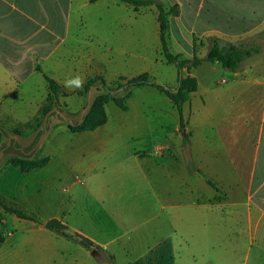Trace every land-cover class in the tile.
<instances>
[{"label": "crops", "instance_id": "crops-1", "mask_svg": "<svg viewBox=\"0 0 264 264\" xmlns=\"http://www.w3.org/2000/svg\"><path fill=\"white\" fill-rule=\"evenodd\" d=\"M227 1L232 2L192 1L185 13L177 3L176 21L189 51L178 55L191 59L192 35L204 41L197 46L199 58L206 56L211 37L258 46L259 53L236 72L207 62L192 69L197 88L182 105L183 128L175 107L164 101L172 125L147 146L133 132L140 122L126 129L106 122L91 132L71 133L79 145L57 147L63 158L16 177L13 203L42 224L9 215L12 228L0 232V264H86L85 249L44 228L50 220L99 246L114 263L115 248L129 254L134 233L169 225L173 234L151 244L144 262L182 264L186 252V264H195L189 242L197 221L205 235L201 246L223 239L224 264L238 258L248 264L253 248L264 253V44L257 41L264 4L242 1L248 10L233 16ZM147 36L149 18L118 0H0V115H41L46 77L66 89L64 81L77 75H117L119 64L134 53L135 38L144 44ZM171 65L167 80L158 83L174 86L169 89L175 93L178 75ZM121 112L128 115L129 109ZM110 167L118 173L108 179L103 174ZM126 181V195L100 192L101 186ZM111 199L122 202L108 207ZM123 210L134 220L123 218L119 231L111 219ZM140 214L145 218L135 220ZM112 230L118 233L107 236ZM162 248L169 254L153 255Z\"/></svg>", "mask_w": 264, "mask_h": 264}, {"label": "rangeland", "instance_id": "rangeland-1", "mask_svg": "<svg viewBox=\"0 0 264 264\" xmlns=\"http://www.w3.org/2000/svg\"><path fill=\"white\" fill-rule=\"evenodd\" d=\"M160 2L165 8L168 22V47L173 55L179 53L188 54V48L184 40H181V33L176 21L177 3L182 7L185 13L188 9V4L197 0H156ZM226 2V7L232 13L233 16H238L240 13H245L248 9L243 2L235 3V0ZM247 1H259L264 0H247ZM141 8V9H140ZM136 8V14L143 13V16L149 18V36L146 37L144 44L142 45L139 39L136 37L134 41V53L132 56H128V63L125 65L119 64L118 74L113 75L111 73H101L88 77L85 83L95 77L99 76L104 81L107 87L116 89V87L124 83L127 80L136 79L142 76L147 77L155 82L166 81L168 74L166 69H174L172 63L167 62L160 49L158 42V23L157 12L154 6ZM172 9V10H171ZM142 11V12H141ZM186 28V25H184ZM261 38H257V41L264 44V31H260ZM122 60V57H120ZM170 67V68H169ZM70 91L68 89H62L57 86L54 94L50 93L48 88V95L46 96L45 103L41 115H35L34 117L27 115H0V129L4 135L0 139V147H5L4 153L0 159V232H8L12 228L10 216L4 212V207L14 208L13 203L15 180L19 176H27L34 170L28 173L23 172V169L27 166V162L32 160H41L43 158L57 159L63 158V153L57 151V147L66 145L72 149L79 145V140H72L73 134L68 129V124H76L80 122L84 117H88L91 121H99L106 118V126L109 127H123L132 128L135 122H140V128H136L135 135L140 137L144 143V146L150 144L151 141L156 140L162 132L167 131L172 125V114L163 112L166 109L167 104L170 103L172 107L174 97V86L170 89L172 91V97H167L165 94L156 91L152 88H137L133 89L130 98L124 103L129 109V114L124 115L123 112L115 105L112 98L117 95L121 97L123 93L117 90L108 94L106 91L100 89V81H95V84L91 87ZM102 98V105L98 109H92L93 103ZM130 101V105H129ZM166 107V108H165ZM18 117L17 119H14ZM129 124V126H127ZM126 127V128H125ZM138 129V130H137ZM39 134L40 138L32 150V154H28V157L22 158L13 152H8V143L14 139L20 148L28 150V146L33 141L34 137ZM159 134V135H158ZM153 139V140H152ZM72 146V147H71ZM118 167H110L104 172V176L111 179L114 173L117 172ZM126 184H109L107 186H101L100 192L102 195L109 197L111 193L127 194L130 189L128 181ZM141 189V187H140ZM119 201V200H118ZM118 201L111 199L109 206L111 207L118 203ZM122 202V201H119ZM130 210H123L120 213H115L112 216L114 226L118 227L119 231L125 226L126 223L122 221L123 218H127L131 221L134 218L128 216ZM15 216V215H14ZM145 218L144 214L136 216L135 220H141ZM7 220V223H5ZM22 220V219H21ZM134 223V222H133ZM195 230L193 232L194 240L189 243L192 245L191 252L193 262L207 264H224L226 263V251L228 247L225 245L223 239H213V245L206 247L201 246L202 241L205 239V235L200 228L198 221L194 222ZM70 235H77L76 233L68 232ZM88 232L92 235L97 234V230L94 227H88ZM192 232V230H191ZM118 233L116 230L110 231L107 236ZM173 234L169 225L165 229H155L153 226L146 227L132 236V241L129 244V254H126L121 248H115V263L116 264H146L143 260V255L149 253L151 244L155 243L160 238H165ZM1 236V235H0ZM103 237V236H102ZM196 239V240H195ZM185 251V249H183ZM158 252L169 254L168 249H159L157 252H153V255H158ZM87 258L85 257L86 264H100L90 251H87ZM92 255H91V254ZM180 256V250L178 251ZM189 253L184 252L180 259L182 264L188 262ZM178 256V257H179ZM239 256H243L241 253ZM157 257V256H156ZM179 261V260H178ZM165 264L164 260L157 264ZM167 264L170 261L166 262ZM232 264H241L240 258L237 261H233ZM248 264H264V253L261 254L258 249L253 248L252 254Z\"/></svg>", "mask_w": 264, "mask_h": 264}, {"label": "trees", "instance_id": "trees-1", "mask_svg": "<svg viewBox=\"0 0 264 264\" xmlns=\"http://www.w3.org/2000/svg\"><path fill=\"white\" fill-rule=\"evenodd\" d=\"M122 3L128 4L132 7L140 8V7H150L154 6L157 11V23H158V31H159V42H160V49L164 59L172 63L177 69V90L174 93V97H172V91L165 85L159 84L154 80H150L145 76L127 80L124 83L119 84L116 89H112L107 87L104 81L99 76H95L89 79L85 83V88L91 87L95 84V81H100L101 86L100 89L106 91L108 94L113 93L117 90H120L123 95L121 97L115 95L112 100L115 105L121 110L126 111L127 107L125 106V102L130 98L131 92L135 88H153L157 91L165 94L167 97H172L173 105L176 109V112L180 119V127L183 128L182 123V105L187 102L190 93L196 91L197 82L195 78L190 77L189 73L192 69L197 68L204 62L215 64L219 63L223 69L236 72L240 69L242 63L256 55L261 50L258 46L246 47L239 44H231V43H224L218 38H208V51L204 58H199L196 55L197 46H203L204 41L202 39H198L195 35H192V57L189 60H182L180 55H173L168 47V22H167V14L163 5L156 1V0H118ZM172 10V9H171ZM177 14V10L174 12ZM185 69L187 75L185 77L182 76V70ZM46 82L48 84V88L50 93L54 94L57 88V85L54 81L50 80L46 77ZM102 98L98 97V99L93 103L92 109H98L102 105ZM106 123V118L99 120V121H91L87 116L84 117L80 122L76 124H68V129L71 133H82V132H91L94 131L96 128L103 126ZM4 133L0 129V139L3 137ZM40 135L37 134L31 144L28 146V150L20 148L19 145L16 143L14 139L9 141V146L7 151L13 152L22 158L28 157V154H32V150L37 144ZM49 159L43 158L41 160H32L27 162V166L23 169V172L28 173L33 169L42 168L47 165ZM192 168L191 165H189ZM209 185L213 186L211 183L208 182ZM4 212L8 214L15 215L19 219L32 221L34 223L42 224L36 217L27 215L21 209L14 207H4ZM44 228L55 235L62 237L66 240H69L86 251H90L95 259L100 264H115L114 258L111 255L106 254L99 246L94 245L90 240L78 236V235H70L65 233L66 227L63 226L57 220H50L43 224Z\"/></svg>", "mask_w": 264, "mask_h": 264}, {"label": "clouds", "instance_id": "clouds-1", "mask_svg": "<svg viewBox=\"0 0 264 264\" xmlns=\"http://www.w3.org/2000/svg\"><path fill=\"white\" fill-rule=\"evenodd\" d=\"M85 83L84 78H82L81 76L77 75L71 79H67L64 81L63 86L70 90H80L83 89V85Z\"/></svg>", "mask_w": 264, "mask_h": 264}, {"label": "water", "instance_id": "water-1", "mask_svg": "<svg viewBox=\"0 0 264 264\" xmlns=\"http://www.w3.org/2000/svg\"><path fill=\"white\" fill-rule=\"evenodd\" d=\"M181 134L183 135V130L181 131ZM8 145H9V143H8ZM4 150H5V147H0V159H1V157H2V155H3V153H4Z\"/></svg>", "mask_w": 264, "mask_h": 264}]
</instances>
